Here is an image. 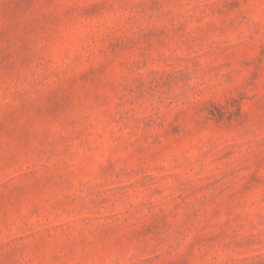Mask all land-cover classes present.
Instances as JSON below:
<instances>
[{"label": "rangeland", "instance_id": "obj_1", "mask_svg": "<svg viewBox=\"0 0 264 264\" xmlns=\"http://www.w3.org/2000/svg\"><path fill=\"white\" fill-rule=\"evenodd\" d=\"M0 264H264V0H0Z\"/></svg>", "mask_w": 264, "mask_h": 264}]
</instances>
